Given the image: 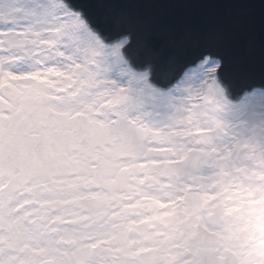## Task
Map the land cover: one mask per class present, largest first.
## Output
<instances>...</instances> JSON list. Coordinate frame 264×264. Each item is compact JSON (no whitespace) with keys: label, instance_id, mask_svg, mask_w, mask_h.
Listing matches in <instances>:
<instances>
[{"label":"snow or ice","instance_id":"1","mask_svg":"<svg viewBox=\"0 0 264 264\" xmlns=\"http://www.w3.org/2000/svg\"><path fill=\"white\" fill-rule=\"evenodd\" d=\"M0 264H264V0H0Z\"/></svg>","mask_w":264,"mask_h":264}]
</instances>
